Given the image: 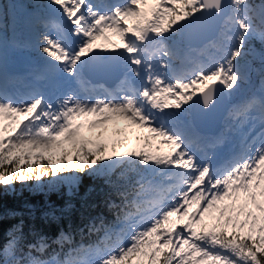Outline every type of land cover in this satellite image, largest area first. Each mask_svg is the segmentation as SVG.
I'll use <instances>...</instances> for the list:
<instances>
[{
	"label": "snow or ice",
	"instance_id": "1",
	"mask_svg": "<svg viewBox=\"0 0 264 264\" xmlns=\"http://www.w3.org/2000/svg\"><path fill=\"white\" fill-rule=\"evenodd\" d=\"M0 264H264V0L0 2Z\"/></svg>",
	"mask_w": 264,
	"mask_h": 264
},
{
	"label": "trees",
	"instance_id": "2",
	"mask_svg": "<svg viewBox=\"0 0 264 264\" xmlns=\"http://www.w3.org/2000/svg\"><path fill=\"white\" fill-rule=\"evenodd\" d=\"M81 139H85V138L81 137ZM46 199L49 201L59 202L60 197L56 192L48 193L47 196H45V194L41 192L33 193V192L28 191L27 189H22L20 190L17 197L15 198L5 197L4 201L6 203L11 204V203H16L17 201H20V200H29L36 204H42Z\"/></svg>",
	"mask_w": 264,
	"mask_h": 264
},
{
	"label": "rangeland",
	"instance_id": "3",
	"mask_svg": "<svg viewBox=\"0 0 264 264\" xmlns=\"http://www.w3.org/2000/svg\"><path fill=\"white\" fill-rule=\"evenodd\" d=\"M148 7H150V5ZM108 35H109V40H111V41H113L115 43H118L119 42V37L116 36L115 34L109 33ZM101 38H104V37H101ZM109 40L108 39L107 40L100 39V42L98 44H101V45H104L105 47L111 48L114 44L111 45ZM101 41H103L104 43H102ZM120 123H121V125H123V122L122 121ZM97 131H98V129H92V128H90L88 126L87 123H85L84 132H85V135L86 136H89V137L93 138L95 136V133Z\"/></svg>",
	"mask_w": 264,
	"mask_h": 264
}]
</instances>
